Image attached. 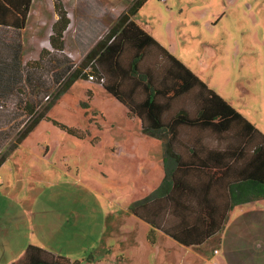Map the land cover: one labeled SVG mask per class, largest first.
<instances>
[{
    "label": "rangeland",
    "instance_id": "374dc122",
    "mask_svg": "<svg viewBox=\"0 0 264 264\" xmlns=\"http://www.w3.org/2000/svg\"><path fill=\"white\" fill-rule=\"evenodd\" d=\"M135 1L35 0L23 31L25 61L33 62L32 37L46 36L56 9L70 21L69 63L83 70L82 44ZM132 17L264 135V0H144ZM43 76L50 78L47 68ZM49 87L51 95L60 91ZM50 100L42 97L39 108L50 121L20 140L16 132L0 137V157L7 155L0 164V264L19 261L28 245L79 264H179L181 256L192 264V250L168 238L151 243L150 226L132 213L164 180L163 140L144 135L82 72L48 107ZM243 220L222 235L218 264H239L240 252L250 253Z\"/></svg>",
    "mask_w": 264,
    "mask_h": 264
},
{
    "label": "trees",
    "instance_id": "16d2710c",
    "mask_svg": "<svg viewBox=\"0 0 264 264\" xmlns=\"http://www.w3.org/2000/svg\"><path fill=\"white\" fill-rule=\"evenodd\" d=\"M31 2L0 0V137L5 140L15 132L20 140L40 120L50 121L44 110L39 111L42 97L51 98L49 107L82 72L60 52L68 23L63 12L56 11L58 20L48 38L51 50L41 49L31 63L22 59L20 32ZM143 2L136 0L100 39L103 32L88 39L82 49L88 51L83 65L104 78L103 90L126 107L143 133L164 142L166 173L159 195L132 208L133 215L151 225L149 241H154L158 228L184 245H199L216 233L225 215L224 208L217 207L218 219L214 217L209 204L220 191L212 186L214 179L222 183L235 174L240 182L232 177L228 183L232 190L242 191V183L257 192L254 197L264 196V135L131 19ZM46 68L50 80L43 76ZM51 85H58L60 91L51 95ZM66 130L77 135L74 129ZM209 142L216 147H209ZM214 150L226 155L208 154ZM6 156L0 157V164ZM239 161L243 168L232 169ZM176 222L185 236L174 231ZM196 232L199 237L193 236ZM79 263L28 245L24 256L12 264Z\"/></svg>",
    "mask_w": 264,
    "mask_h": 264
},
{
    "label": "crops",
    "instance_id": "0c3cea01",
    "mask_svg": "<svg viewBox=\"0 0 264 264\" xmlns=\"http://www.w3.org/2000/svg\"><path fill=\"white\" fill-rule=\"evenodd\" d=\"M34 1L35 0H32L31 5L34 3ZM36 1L39 2V0H36ZM31 5H30V8H29V12H28V15H27L26 22H28L29 17H30ZM39 7H40V5H39ZM51 14H52V17H53V19H52L53 21H52L50 30L46 33V36H45V34L42 35V34L37 33V35H34L32 37L33 38V40H32L33 59H37L38 58V54H39V51L41 49L51 50L48 38L53 35L52 25L58 20V15L56 13V9L52 10ZM131 19L143 31H145L148 35H150L159 46H161L163 49H165L144 27H142L139 23H137L133 19V17H131ZM69 24H70V21L68 20L67 26L62 31V35H61V39H60L62 41V43H63V50L60 51V52L62 54H64L66 58L69 57L68 54L66 53L67 45L69 43V37H68L69 36V34H68ZM37 26L39 27L40 25H37ZM25 28H26V26H25ZM25 28L23 27V29L21 30L22 31L21 35H20L21 36V43H22V49H21L22 56H23L22 59L24 58V55H25V46H26L25 39H24V32H23L25 30ZM103 35H104V33H102L99 36V38H97V39H100ZM80 45H81V43H80ZM82 45H83V47H85L86 42H84ZM81 49H83V48H81ZM89 49H91V47ZM165 50L168 52L167 49H165ZM87 52H88L87 50L84 51V52H83V50H81L82 56L85 57ZM186 68L189 69L188 67H186ZM190 71L199 80H201L199 78V76H197L192 70H190ZM131 118H133V117H131ZM133 119L137 120L136 118H133ZM137 122H138V124L140 126V129H141V125H140L138 120H137ZM144 135H145V133H144ZM163 145H164V143H163ZM207 145L209 147H212V148L216 147V143L215 142H209V143H207ZM226 147L232 148V147H236V146L228 145ZM163 151H164V149H163ZM211 153L219 154V155H226V152L217 151V150H214V152H208L209 155H211ZM236 155H237V153L235 154V156ZM230 162H232V159L230 160ZM229 166H230V169H231V165H229ZM242 168H243L242 167V163L240 161L238 162L236 167L232 166V169H235V170L236 169L237 170H241ZM232 177H235L237 179V181L240 182L239 177H237V175L232 174V173H230L228 175V177L223 180L222 183L218 182L215 179L212 182V186L215 187L216 190H220L217 195H214L213 197H211V201H212L213 204H211V201H209L210 206L213 207L212 213H213L214 217L217 218L218 215H219L217 207H219V210L220 209L222 210V208H224V210H225L224 211L225 212L224 218L218 225H216V226H218L217 227L218 230L216 231V233L213 236L205 239L199 245H184L183 243L177 241L173 237L167 235L161 229L157 228V229H154V243H156L158 240H164L165 239L164 241H166V239L168 238L169 240L177 243L178 245L186 248L187 250L189 249V250L193 251L192 264H194V262H196V263L198 262L199 264H218V263H220L218 255L220 253L219 247L221 245V240L223 238L222 235L224 233L226 234L228 231H230L232 229V225H233L235 220H237V219H239V220L242 219L243 220V217L245 216L246 217V221L244 222V220H243V223L245 224V226H246V228L248 230V234H249L250 239H251L252 242L250 244L249 243L247 244V245L251 246V247H249V250H250L249 254H247V250L246 251L242 250L240 252V254H239V262L240 263L239 264H264V219H263V221L258 222L260 220V219H258V212L259 211H263L264 212V196L263 197H259V198L254 197V196L257 195V192L255 190H253V189H251L249 191L247 189L246 184L244 185L242 183H240V185H239V188H243L242 191L240 189H235V188L232 190V188L228 186V183L231 181ZM157 195H159V189L156 191V193L153 196L156 197ZM153 196H151V197H153ZM216 197H217V199H216ZM244 197L247 198V199L245 200ZM232 199L235 200V202L233 204H232ZM214 201H215V204H214ZM216 203L219 204V205H216ZM177 212L179 213V209H177ZM144 223H146V222H144ZM146 224H148V223H146ZM259 225H260V227H259ZM149 226H150V230H151L152 227H151V225H149ZM179 226H180V223L176 222V227L174 228V231L178 235H182V237H183L185 235L182 234V228L180 229ZM243 230H245V229H243ZM248 234H247V236H248ZM199 235L200 234L198 232H196L193 236L194 237H199ZM209 255H211V256H209ZM179 264H182V256L179 259Z\"/></svg>",
    "mask_w": 264,
    "mask_h": 264
},
{
    "label": "built area",
    "instance_id": "2783aa9c",
    "mask_svg": "<svg viewBox=\"0 0 264 264\" xmlns=\"http://www.w3.org/2000/svg\"><path fill=\"white\" fill-rule=\"evenodd\" d=\"M82 74L89 80V81H95V82H98L100 84H102L104 82V78L102 77H98L96 76L94 73H90V69L89 67H85L83 70H82Z\"/></svg>",
    "mask_w": 264,
    "mask_h": 264
}]
</instances>
